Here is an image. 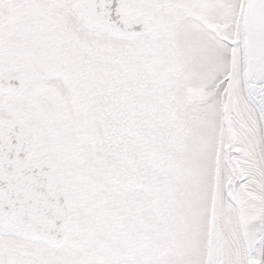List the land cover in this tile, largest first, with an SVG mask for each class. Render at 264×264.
<instances>
[{"label": "snow or ice", "instance_id": "1", "mask_svg": "<svg viewBox=\"0 0 264 264\" xmlns=\"http://www.w3.org/2000/svg\"><path fill=\"white\" fill-rule=\"evenodd\" d=\"M0 264H264V0H0Z\"/></svg>", "mask_w": 264, "mask_h": 264}]
</instances>
